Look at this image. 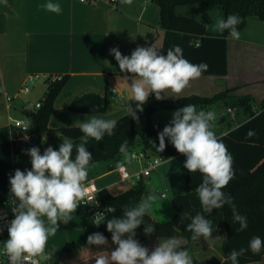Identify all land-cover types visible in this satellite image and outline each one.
Instances as JSON below:
<instances>
[{"label":"clouds","instance_id":"1","mask_svg":"<svg viewBox=\"0 0 264 264\" xmlns=\"http://www.w3.org/2000/svg\"><path fill=\"white\" fill-rule=\"evenodd\" d=\"M121 2L131 5L133 0ZM3 3L7 4V0H3ZM42 7L49 12H61L58 3L48 2ZM241 22L238 15L231 14L226 19H218L214 29L220 33L227 30L232 39L238 40L240 32L237 25ZM110 54L114 55L120 71L130 74L129 99L135 102L136 107L129 106L127 113L137 121V112H143V105L150 95L154 94L157 100L180 98L191 81L200 78L208 69L205 63L194 64L187 60L178 45L170 48L166 55L155 45L138 46L130 56L123 55L118 48L110 49ZM215 118L213 111H197L195 105L179 108L173 113L170 124L158 133L157 151L165 150L167 138L178 153L186 156L184 167L190 173L199 171L202 175V183L196 192L203 211L212 213L213 209L228 204L232 207L233 220L239 223L238 231H243L248 227L247 217L237 211L232 197L223 191L234 178V160L227 146L212 130ZM76 126L83 133L79 144L65 139L58 150L48 146L43 154L38 147L33 146L27 150L31 157V169H17L9 178L10 192L15 203H18L13 208L14 219L8 227V238L0 249V254L7 257L8 264H25L28 260H32V264H39L33 258L42 257L45 261L52 258L46 246L49 238L56 235L58 222L68 223L71 214L85 201V181L93 158L86 144L89 138L99 142L105 134L113 135L117 121L92 116ZM74 149L76 155L73 159ZM119 151L127 157V141L120 146ZM158 199L155 194L149 195L135 207L125 208L122 218L106 219L105 213H95L94 224L99 226L106 222L107 231L111 233V241L115 245L111 251H100L93 258L95 264H193L189 252L181 249V242L177 238L164 239L151 251L135 239L137 228L145 224L143 217ZM109 211L112 209L108 208ZM154 231L153 225H145V235H151ZM187 231L192 233V240L202 237L209 243L212 240V221L197 213L187 225ZM87 243L106 246L108 240L97 232L88 236ZM249 249L253 254H259L264 249V239L253 236ZM249 249H233L227 259L231 264H239L238 258Z\"/></svg>","mask_w":264,"mask_h":264},{"label":"crops","instance_id":"2","mask_svg":"<svg viewBox=\"0 0 264 264\" xmlns=\"http://www.w3.org/2000/svg\"><path fill=\"white\" fill-rule=\"evenodd\" d=\"M48 2L60 4L61 12L53 13L43 8L42 5ZM207 9L204 13L207 17L198 21L205 24L210 33L220 34L214 25L218 19L224 18V12L216 6H207ZM239 32L238 40L228 37V74L201 76L191 81L180 97L194 95L212 98L232 90L230 97L205 109L214 110L215 117L226 112L234 115L233 124L220 122L213 126L217 137L238 128L249 119V110L241 100H246L255 113L259 112L264 102V21L249 18ZM164 34L160 6L155 0H133L131 5L121 0L115 5L110 4L109 0L87 3L79 0H7V4L0 0V128L10 126V112L29 75L67 77L65 87L54 102L56 112L66 111L76 97L96 93L107 97L109 102L108 111L96 113V117L116 119L126 115L131 101L128 88L131 77L120 71L110 49L118 48L123 55L130 56L138 46L155 45L162 52ZM8 97L14 98L13 101L8 102ZM228 109L234 112H228ZM82 114L65 116L70 117V123L61 127H75L77 123L92 117ZM49 128L59 129L50 125ZM120 164L126 165L131 172H135L138 165L139 170L142 168L138 161H120L96 175L90 166L87 180L94 179L98 184V181L116 175L114 180L100 187L108 192L111 186L118 188L128 184L119 182L116 168ZM71 217L66 224L58 222L56 235L48 240L46 251L52 255L48 264L64 258L70 251L87 247L88 236L99 231V226L84 210H76ZM60 231L68 235V243L64 247L57 243ZM72 233L76 236L74 241Z\"/></svg>","mask_w":264,"mask_h":264},{"label":"trees","instance_id":"3","mask_svg":"<svg viewBox=\"0 0 264 264\" xmlns=\"http://www.w3.org/2000/svg\"><path fill=\"white\" fill-rule=\"evenodd\" d=\"M160 6L161 27L164 29V41L162 54L173 46L178 45L183 50L184 57L194 64L205 63L207 71L201 76H225L228 74V37L225 30L220 34H212L205 24L200 21L178 14L176 8L180 5L203 4L216 6L224 12V19L228 15L235 14L241 18L237 25L238 31L242 30L249 18L264 21V0H155ZM67 83V77L61 80L47 82V91L41 99L39 109H31L25 105L20 107L21 112L27 117L29 127L21 131L11 126L0 128V200L6 199L8 191L7 172L12 168L21 171L31 169V157L23 156L19 149L15 148L16 142L23 136H36L35 147L40 149L41 154L51 146L59 149V144L43 143L45 133L53 131L64 139H71L74 144L81 142L83 133L75 127H61L56 130L49 128V121L55 112L54 102ZM232 90H226L212 98L190 96L178 100H157L150 95L143 112H137L139 120L132 119L128 113L117 121L114 134H105L104 138L97 142L89 138L86 147L92 153L90 165L110 160L121 154L120 146L127 141V149L130 148L137 138L143 141V152L152 154L167 160L176 154L170 141L166 138V148L158 152L154 141L161 132L152 122V116L158 111H176L185 105H195L197 111L205 110L210 105L230 97ZM243 106L249 110V119L238 128L229 131L220 138L233 156L234 178L223 189L225 195L232 197L237 211L247 217L248 227L238 231L239 223L233 220L232 207L225 204L219 209H213L212 213H206L200 204L197 187L202 183V175L199 171L190 173L186 169L185 193L176 197L173 201L175 215L166 222L156 221L147 213L144 223L136 230L135 239L141 243H147L150 238H183L185 244L181 249L190 252V248L198 240H192V233L187 231V225L197 213L212 221V238L222 239L220 248L223 256L222 264H231L227 259L229 253L235 249H249V242L253 236L264 239V102L258 113L250 109L246 100H241ZM107 97H101L96 93H88L74 98L67 106L72 112L84 114L105 113L108 111ZM135 109L134 101L128 103ZM251 133V135H250ZM27 152V150H26ZM76 155L73 150L72 158ZM186 158V156H185ZM148 193L147 183L143 180L132 186L120 195L113 196L107 190H103L101 197L106 203L114 206V212L107 218H122L125 208L138 205ZM188 213L189 215H184ZM106 218V219H107ZM153 225L155 231L151 235H145V225ZM99 233L108 240V245H88L79 251H70L61 259L52 264H95L93 259L100 251H111L115 245L111 241V233L107 231L106 222L99 225ZM202 238V237H201ZM200 238V239H201ZM264 257V249L259 254H253L251 250L240 256L239 264H257Z\"/></svg>","mask_w":264,"mask_h":264},{"label":"rangeland","instance_id":"4","mask_svg":"<svg viewBox=\"0 0 264 264\" xmlns=\"http://www.w3.org/2000/svg\"><path fill=\"white\" fill-rule=\"evenodd\" d=\"M210 8H214V7H210ZM206 10H208L207 6L203 4L180 5L176 8V12L178 14L192 17L196 20L205 19V17H207L204 15ZM47 88H48L47 84L44 81L39 80L33 86V91L29 95H23L22 93H19L20 98L16 103H14L13 108L10 112L11 118L13 120H21L27 123L28 122L27 117L21 112L20 106L24 105V102H27L28 103L27 107L29 106L34 107V105L38 100L43 99L47 91ZM204 111L207 112L209 110H204ZM210 111H213L215 113L214 110H210ZM174 112L175 111L173 110L158 111L152 116L153 124L156 127H159L160 131H162L166 125L170 124ZM76 114L78 113L69 111L68 109L63 112H56L55 109V112L49 121V125L53 128H59L62 125L70 123L71 120L70 117L67 118L65 116H76ZM82 115L96 116V114H82ZM233 116L234 115L232 113L226 112L223 115L217 116L216 121L212 122V125L213 126L217 125L220 122L227 123V125L233 124L234 123ZM121 117L123 116L114 119L118 120ZM110 119H113V117ZM226 129L227 128H225V130ZM63 140L65 139L62 138L58 133H55L53 131H49L45 133L42 137L43 143L46 144H55V143L59 144L62 143ZM36 144H37L36 136H23L21 140L16 142L15 148L19 149L23 156H26L28 155L26 150L30 149L33 146H36ZM154 144L157 148L159 145V139H156L154 141ZM171 146L176 151V149L172 144ZM143 147H144L143 141L140 138H137L134 144L127 149V154H128L127 157L121 153L117 155L115 158L89 165V167L91 166V168H93L96 171V175H100L101 173L106 171L108 167L109 168L113 167L117 165V163L120 161L125 163L130 162L131 154L133 153L139 154L143 152ZM149 155L152 154L149 153ZM175 155L170 157L171 159L164 160L161 166H159V168L157 169V171H154L150 177L145 178L146 183L148 184V194L144 199H146L149 195L152 194L157 195L159 198L148 213L156 221L163 223L170 221L174 217L175 209H174L173 201L176 197L183 195L185 193L186 168L184 167V163L186 161V158L184 155L179 154L177 151ZM137 167L138 169L136 171H139V165ZM115 178L116 175H114L113 178H106L100 180L98 181V186L102 187L103 184L107 183L109 180H114ZM130 188H131L130 184H122L118 188L117 186L114 187L111 186L109 193L113 196H117L122 194L123 190L127 191ZM162 193H165L167 195L166 198L161 197ZM66 234L67 233H65V231L64 232L60 231V234L56 238L57 243L61 244L58 246L63 245L64 247L68 243L67 240L68 235ZM71 235H73L71 238L72 241H74L76 237L75 233H72ZM164 239L165 238H150L147 241V243H141V242L140 243L143 246L148 247L149 250L151 251L155 246H157L158 242ZM177 239L180 240L181 246L185 244V240L183 238H177ZM220 245H221V239L219 238H212L211 242L209 243H207L203 238H201L195 243H193L189 252L193 260V264H222L223 256L221 253ZM40 260L42 264H48V260L45 261L42 257H40ZM257 264H264V258L261 262H258Z\"/></svg>","mask_w":264,"mask_h":264},{"label":"built area","instance_id":"5","mask_svg":"<svg viewBox=\"0 0 264 264\" xmlns=\"http://www.w3.org/2000/svg\"><path fill=\"white\" fill-rule=\"evenodd\" d=\"M83 3H87L93 0H79ZM118 0H109V3L115 5ZM62 76H45V75H29L23 87L21 88L20 93L23 95H29L33 91V86L36 84L37 81L42 80L45 83L53 82L57 80H61ZM20 98V96H18ZM14 98L8 97V102H12ZM27 102H24V105L27 106ZM41 107V101L37 102L34 107L29 106L31 109H39ZM228 112H234L232 109H228ZM11 127L17 128L21 131H26L29 127V123H25L21 120H13L11 119ZM21 137L19 140H21ZM131 160L138 161L142 164V168L139 171L131 173L126 165L120 164L116 168V172L119 175V182L120 183H128L134 186L139 181L143 180L144 178L150 177L154 171H157L159 166L163 163V159L155 156V155H148L147 153L141 152L139 154L133 153L131 154ZM15 168H12L7 172V179H8V191L6 199L1 201L0 200V249L3 248L4 241L8 238V227L10 226V222L14 219V212L13 208L16 207L15 198L10 192V183L9 178L14 175ZM85 188H86V197L85 201L78 206V209L84 210L92 219L96 212H103L106 215V218L114 212V206L105 202V200L101 197V193L104 189L100 188L94 179H89L85 181ZM166 194L162 193L161 197L166 198ZM98 205V206H97ZM111 208L112 211L107 212V209ZM38 260L39 264H42L40 257L33 258ZM0 264H8V259L6 256L0 254ZM25 264H32V260H28Z\"/></svg>","mask_w":264,"mask_h":264}]
</instances>
